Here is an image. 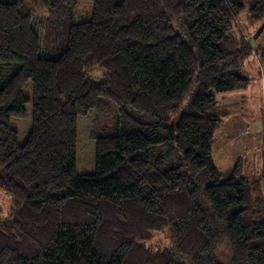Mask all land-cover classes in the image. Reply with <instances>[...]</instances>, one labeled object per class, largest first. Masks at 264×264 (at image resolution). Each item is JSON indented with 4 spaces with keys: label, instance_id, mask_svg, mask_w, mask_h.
<instances>
[{
    "label": "trees",
    "instance_id": "1",
    "mask_svg": "<svg viewBox=\"0 0 264 264\" xmlns=\"http://www.w3.org/2000/svg\"><path fill=\"white\" fill-rule=\"evenodd\" d=\"M30 1L0 0V188L12 198L0 264H224L221 241L227 264H264V175L213 161L217 94L247 87L253 49L264 65V47L232 32L244 2L94 0L52 54ZM249 10L264 23V0ZM95 66L103 80L86 77ZM101 99L118 126L79 172L78 117ZM156 231L170 247L145 245Z\"/></svg>",
    "mask_w": 264,
    "mask_h": 264
},
{
    "label": "rangeland",
    "instance_id": "2",
    "mask_svg": "<svg viewBox=\"0 0 264 264\" xmlns=\"http://www.w3.org/2000/svg\"><path fill=\"white\" fill-rule=\"evenodd\" d=\"M94 0H60L52 8H48L41 0L30 1L34 21L37 23L43 52L58 54L66 45L67 26L70 23H79L90 19ZM244 9L233 19L232 32L237 40L248 39L262 24V19H254L249 8L254 0H242ZM54 34V37H50ZM54 38L53 41H51ZM256 46L264 47V29L255 41ZM252 50L243 62L241 74L248 78L245 89L231 90L226 95H218L217 111L224 112L221 116V125L215 133L213 143V158L218 166L223 163L222 158L228 157L230 165L225 172L238 165L249 178L261 177L264 173V65L258 59V54ZM86 77L94 81L103 80L104 69L95 66L86 72ZM253 84V85H251ZM237 91V92H236ZM128 107V106H126ZM129 113L137 118L145 114L127 108ZM118 107L107 99H101L98 105L85 115L78 117L77 131V158L79 172L94 170L95 142L98 135H113L118 126ZM162 116L170 117L173 112L161 110ZM176 121V117H170ZM21 132L19 141H24L28 134L29 125L18 122ZM229 141V142H228ZM12 207L11 196L0 188V220L8 219ZM221 240V239H220ZM153 248L170 247L168 236L161 231L153 233V237L145 242ZM230 256L226 242L221 241L218 246L217 259L227 264Z\"/></svg>",
    "mask_w": 264,
    "mask_h": 264
},
{
    "label": "crops",
    "instance_id": "3",
    "mask_svg": "<svg viewBox=\"0 0 264 264\" xmlns=\"http://www.w3.org/2000/svg\"><path fill=\"white\" fill-rule=\"evenodd\" d=\"M251 85H253V84H251ZM238 91H240L241 92V90H238ZM230 91H226V92H221V93H218L217 94V96L218 95H226V94H228ZM237 92V91H236ZM242 93V92H241ZM217 99V98H216ZM217 101V104H218V100H216ZM220 114L221 115H224L225 113L224 112H222V111H220ZM229 142V141H228ZM213 161H214V163H215V165H216V167L219 169V171H221V172H225L226 170H224L225 169V167H227L228 165H230V163H231V160L229 161L228 160V157H223L222 158V161H223V163H221L219 166H218V164H217V162H216V160H215V157L213 158Z\"/></svg>",
    "mask_w": 264,
    "mask_h": 264
},
{
    "label": "water",
    "instance_id": "4",
    "mask_svg": "<svg viewBox=\"0 0 264 264\" xmlns=\"http://www.w3.org/2000/svg\"><path fill=\"white\" fill-rule=\"evenodd\" d=\"M264 29V23H262L256 32L248 39V42L250 43V46L253 48L255 47V41L257 40L258 36L261 34V32Z\"/></svg>",
    "mask_w": 264,
    "mask_h": 264
}]
</instances>
